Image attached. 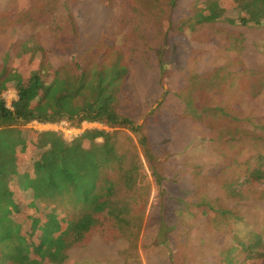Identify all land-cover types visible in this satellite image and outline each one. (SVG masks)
Segmentation results:
<instances>
[{
	"label": "trees",
	"instance_id": "1",
	"mask_svg": "<svg viewBox=\"0 0 264 264\" xmlns=\"http://www.w3.org/2000/svg\"><path fill=\"white\" fill-rule=\"evenodd\" d=\"M2 1L0 264H141L143 236L144 254L169 264H264V0H251L248 14L229 0L232 16L196 0L180 19L179 0H128L146 66L166 48L182 56L194 46L181 82L154 109L136 103L129 60L111 36L80 46L68 2ZM218 67L233 90H197ZM189 84L200 109L193 93H180ZM9 88L19 98L11 109ZM207 113L214 123L202 120ZM34 123L102 129L65 140L27 129ZM175 159L190 162L194 183L175 197L184 206L159 244L167 221L151 225L145 215L154 183L162 198L169 175L183 177Z\"/></svg>",
	"mask_w": 264,
	"mask_h": 264
},
{
	"label": "rangeland",
	"instance_id": "2",
	"mask_svg": "<svg viewBox=\"0 0 264 264\" xmlns=\"http://www.w3.org/2000/svg\"><path fill=\"white\" fill-rule=\"evenodd\" d=\"M32 1V0H31ZM71 5L72 14L75 18L76 24L79 28L80 36V46L83 49H87L88 46L94 45L96 41L100 39L103 35L111 36L119 47L125 52L126 58L129 60L132 79L135 80L134 90L132 94L136 100V103L143 104V109L148 107V103H152L149 109L157 108L158 97H162L166 94V91L170 87L176 89L177 85L175 80L181 82V77L184 75L186 70L187 61L189 60L190 50L194 47L191 42H188L186 52H183L182 56L179 54V48L174 45L172 51L170 48H166L163 53L159 51L158 59L154 60L153 66L148 67L139 58V45L137 39L132 34V25L134 23V17L131 13V5L128 4V0H65ZM196 0H179L178 6L175 11L176 18L180 19L186 13H188L191 7L194 5ZM1 3H5L0 0ZM0 3V8L2 5ZM235 2L229 0H221L219 2H206V0H200L198 6L207 13H225L226 15L232 16L237 11L238 8L234 9L231 4ZM251 0H239V6H246L243 13L248 14L251 11L250 8ZM206 4V6H205ZM29 5V4H28ZM3 24H0V30ZM3 39H0V43ZM23 54V50L20 46L17 48V54ZM163 55H170L167 60H163ZM175 55V56H174ZM141 56V55H140ZM162 66V67H161ZM1 86V84H0ZM192 85L189 84L188 88L180 93L186 96L191 94L190 97L193 102L197 104L199 100V93L192 91ZM129 83L127 85V90L129 92ZM203 89L204 91H210L213 96L224 94L225 92L232 91L230 83L227 81V73L221 67L208 72L204 77V80L197 86V90ZM10 89V88H9ZM5 93V92H4ZM3 93V94H4ZM3 96V95H2ZM184 97V96H183ZM215 97V96H214ZM18 96L17 99L18 100ZM202 108V107H201ZM197 109H200L198 107ZM207 112V111H206ZM167 113V112H165ZM210 113V112H208ZM202 114V120L205 124L214 123L213 118L210 114ZM165 121L162 118V123ZM66 124V123H65ZM62 125V124H61ZM57 126L52 132H57L62 135L65 140H71L73 137H80L85 131L91 129H102V127L97 125H88L83 123L81 129L71 130L62 126ZM67 125V124H66ZM162 129L169 133L170 131L163 125L159 124ZM212 127V125H208ZM46 126H40L36 123L27 129H37L41 131H48ZM46 129V130H45ZM51 131V130H50ZM165 138H159L158 142H155L156 147H160L164 143ZM189 159V158H188ZM176 164L179 166H184L178 172L183 175L179 178L178 182H173L172 179L176 178V173L170 174L169 179L163 182V189L165 190V195L161 198L158 190L156 189V184L154 181L151 183L154 187L151 192L150 202L147 207L146 222L154 225L161 219L167 221V224L163 227L162 231L157 235V243L161 244L165 242L168 238L169 233L173 225L178 221V211L180 207L184 206L181 203L175 201V197L186 196L187 193L191 192V187L194 175L191 171L190 162L181 163L179 159H175ZM190 160V159H189ZM197 160V159H196ZM127 179H132L131 176L126 177ZM125 184H127L125 182ZM194 199V198H193ZM187 207V206H185ZM146 238L141 237L140 248L138 250L141 256V264H169L167 259L158 255L153 254L146 256L144 254V242Z\"/></svg>",
	"mask_w": 264,
	"mask_h": 264
},
{
	"label": "built area",
	"instance_id": "3",
	"mask_svg": "<svg viewBox=\"0 0 264 264\" xmlns=\"http://www.w3.org/2000/svg\"><path fill=\"white\" fill-rule=\"evenodd\" d=\"M17 96H18L17 92L15 90L11 89V88L8 89L7 91H5V93L3 94V99L5 101L7 109H11L12 108V103L14 101H17L16 100ZM61 126L67 128V125L65 123H62ZM45 128L48 129V131H50V130L52 131V130H55L57 128V126L53 125V124H48Z\"/></svg>",
	"mask_w": 264,
	"mask_h": 264
}]
</instances>
